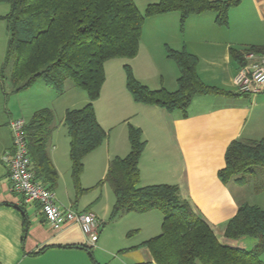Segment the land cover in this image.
Masks as SVG:
<instances>
[{
  "label": "crops",
  "instance_id": "crops-1",
  "mask_svg": "<svg viewBox=\"0 0 264 264\" xmlns=\"http://www.w3.org/2000/svg\"><path fill=\"white\" fill-rule=\"evenodd\" d=\"M157 1L147 0L141 7L136 6L144 12L147 5ZM8 10L6 7L4 13ZM252 45H264V0H242L229 10L226 27L215 23L214 13L191 16L182 31L176 12L146 18L137 55L104 64L105 80L93 106L107 138L83 159L80 184L85 191L79 198L70 177L64 114L68 109L83 107L88 102L85 93L68 82L64 92L57 94L41 80L35 84L42 92L28 94L29 99L24 94L28 89L17 93L12 111L0 115V264H156L142 244L160 234V212H123L110 220L115 197L103 179L109 162L129 153V125L139 129L146 142L138 163L139 186H178L181 197L221 244L251 251L256 239L229 240L224 231L240 205H256L264 210V186L255 182L258 170L243 185L234 180L222 183L218 172L225 166L224 154L232 140L264 142V93H236L234 79L240 67L230 56V49L240 51L241 47ZM167 48L194 55L201 81L230 94L197 95L186 112L169 113L157 106L135 103L125 86V65L152 90H176L179 72L167 57ZM10 90L9 86L8 93ZM42 97L48 100L41 103ZM42 108L51 109L55 117L48 148L58 174L53 191L60 205L97 216L101 227L94 246L89 245L77 224L53 229L37 203H25L20 194L11 190L7 167L1 160L2 154L12 147L8 123L16 118L27 122ZM259 259L264 264V252Z\"/></svg>",
  "mask_w": 264,
  "mask_h": 264
},
{
  "label": "trees",
  "instance_id": "trees-1",
  "mask_svg": "<svg viewBox=\"0 0 264 264\" xmlns=\"http://www.w3.org/2000/svg\"><path fill=\"white\" fill-rule=\"evenodd\" d=\"M241 1L158 0L140 12L134 0H0L9 6L8 13L2 17L8 44L1 66V82L10 67L11 93L25 91L41 80L61 94L70 80L73 87L86 94L88 102L83 107L68 109L64 114L76 198L85 191L80 184L83 159L107 138L93 106L105 80V62L132 59L137 55L146 18L176 12L182 31L191 16L214 13L215 23L226 27L229 10ZM245 52L264 55V45H252L242 51L230 49L231 59L239 67L245 64ZM166 54L179 72L177 88L172 92L148 88L135 78L128 65L123 67L125 86L135 103L157 106L169 113L186 112L197 95L230 94L201 81L194 55L168 48ZM24 130L35 179L54 190L58 174L48 153L55 130L53 111L36 110ZM128 141L129 153L124 158L112 159L103 179L115 197L110 220L123 212H160L163 216L160 234L142 244L149 249L156 264H263L259 256L264 252V210L242 204L225 227L226 239H256L251 251L221 244L212 229L181 197L178 186H139L138 163L146 142L141 131L131 125ZM224 160L225 166L218 172L219 180L224 184L234 180L243 185L255 169L264 167V142L232 140Z\"/></svg>",
  "mask_w": 264,
  "mask_h": 264
},
{
  "label": "built area",
  "instance_id": "built-area-1",
  "mask_svg": "<svg viewBox=\"0 0 264 264\" xmlns=\"http://www.w3.org/2000/svg\"><path fill=\"white\" fill-rule=\"evenodd\" d=\"M246 64L241 66L234 79L237 94L257 95L264 93V55L252 52L243 53ZM25 124L22 119L8 123L12 138V147L6 150L1 160L7 167L11 190L20 194L25 203H37L47 224L59 230L68 224H77L89 245L98 241L101 222L90 211L78 212L71 207L58 203L53 190L47 189L35 179L33 163L30 159Z\"/></svg>",
  "mask_w": 264,
  "mask_h": 264
},
{
  "label": "rangeland",
  "instance_id": "rangeland-1",
  "mask_svg": "<svg viewBox=\"0 0 264 264\" xmlns=\"http://www.w3.org/2000/svg\"><path fill=\"white\" fill-rule=\"evenodd\" d=\"M135 1H136V5L141 7V4L144 3L147 0H135ZM5 5L6 6H4L3 3H0V79H1V66H2V63H3L4 58H5L7 44H8V31H7V28H6V22L4 21V19H2V17L5 16L8 13V12L6 14L4 13V11L6 10V7L9 8L7 4H5ZM246 47L247 46L241 47V48L245 49ZM9 73H10V67H8L5 70V72H4L3 83L1 82L2 89H1V86H0V93H1L0 115H2L3 113H8V111H12V109L14 108L13 107V104H14L13 103V98H14V96H16L17 93H15V95H11V94H14V93H8V91H7V88L10 86L9 79H8ZM68 82H71V81L68 80L66 83H68ZM36 86H37L36 84H33L31 86L32 89H30V91L28 89L27 93H24V94H26L27 99H29V96H30L28 94H35V93L42 92L41 90H38V88ZM4 89L6 90L7 94H5V90ZM9 92H11V90ZM78 92H81V90L78 91ZM18 98L21 101L22 98H23V94L19 95ZM16 99H17V97H16ZM46 100H48L47 97H42V98L39 99V101L41 103H44ZM13 120H15V119H13ZM60 132H62V131H60ZM256 170H258V171H256V177H255L256 185L259 186V187L264 186V184H263L264 183V169L262 167H259ZM71 181H72V179H71ZM75 193H76V190H75Z\"/></svg>",
  "mask_w": 264,
  "mask_h": 264
}]
</instances>
